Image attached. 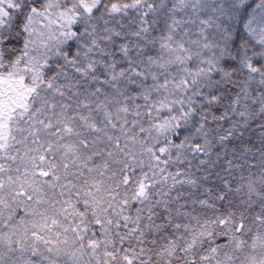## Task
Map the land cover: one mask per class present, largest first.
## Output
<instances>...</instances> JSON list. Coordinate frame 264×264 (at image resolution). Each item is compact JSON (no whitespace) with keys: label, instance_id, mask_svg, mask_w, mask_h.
Here are the masks:
<instances>
[{"label":"snow or ice","instance_id":"6c2138e0","mask_svg":"<svg viewBox=\"0 0 264 264\" xmlns=\"http://www.w3.org/2000/svg\"><path fill=\"white\" fill-rule=\"evenodd\" d=\"M0 264H264V0H0Z\"/></svg>","mask_w":264,"mask_h":264}]
</instances>
